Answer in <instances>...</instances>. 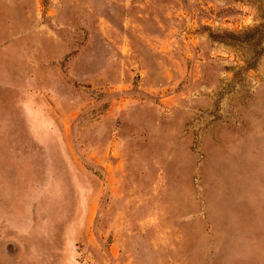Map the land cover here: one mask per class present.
Listing matches in <instances>:
<instances>
[{"label": "rangeland", "instance_id": "374dc122", "mask_svg": "<svg viewBox=\"0 0 264 264\" xmlns=\"http://www.w3.org/2000/svg\"><path fill=\"white\" fill-rule=\"evenodd\" d=\"M0 264H264V0H0Z\"/></svg>", "mask_w": 264, "mask_h": 264}]
</instances>
